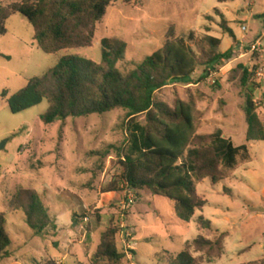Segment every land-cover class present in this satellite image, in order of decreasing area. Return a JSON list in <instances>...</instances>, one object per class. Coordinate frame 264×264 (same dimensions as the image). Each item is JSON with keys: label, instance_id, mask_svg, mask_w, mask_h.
Returning a JSON list of instances; mask_svg holds the SVG:
<instances>
[{"label": "rangeland", "instance_id": "obj_1", "mask_svg": "<svg viewBox=\"0 0 264 264\" xmlns=\"http://www.w3.org/2000/svg\"><path fill=\"white\" fill-rule=\"evenodd\" d=\"M15 1L21 0H0V6ZM216 9L224 14L234 36L223 31V18ZM208 15L212 19L207 20ZM96 27L90 47L54 54L38 46L34 26L20 13L10 16L6 33L0 34V212L6 214L12 238L10 256L0 264H45L49 259L92 264L102 234L112 226L119 229L117 245L127 256L117 263L103 259L95 264H169L167 256L180 253L197 236L217 240L222 234L228 236L221 257L209 259L205 252L192 249L193 254L211 264L263 259L264 142L250 147V158L239 160L234 176L215 184L210 178L200 181L191 176L208 204L184 222L177 217L173 200L150 189L136 191L122 184L119 192H103L123 172L121 160L130 138L126 110L46 125L41 115L49 108L47 100L14 113L2 95L4 90L9 97L24 88L29 79L42 76L65 55L79 54L100 63L105 37L127 42L125 58L117 65L126 74L164 46L170 27L177 36L208 33L222 40L223 52L233 47V57L225 65L198 68L192 83L172 82L157 91L155 99L170 106L178 99L192 102L205 117L200 133L220 130L234 144L246 143L250 88L264 105V0H115ZM257 40L261 45L251 51ZM240 64L257 68L247 84ZM260 117L264 123V113ZM136 120L145 124L146 116ZM22 188L37 190L52 217V225L42 234L11 203ZM201 216L211 221V227L199 223ZM124 228L133 234L134 250L123 245Z\"/></svg>", "mask_w": 264, "mask_h": 264}, {"label": "trees", "instance_id": "obj_2", "mask_svg": "<svg viewBox=\"0 0 264 264\" xmlns=\"http://www.w3.org/2000/svg\"><path fill=\"white\" fill-rule=\"evenodd\" d=\"M115 0H21L0 6V34L6 33V22L12 14L20 13L34 26L38 46L48 54L65 49L90 47L97 23L106 15ZM221 27L234 36L224 14ZM207 20L212 16H207ZM209 31V30H208ZM102 61L97 63L79 54L65 55L42 76L29 79L27 85L3 98L14 113L27 110L47 100L48 110L41 115L44 124L69 117H87L104 114L115 109L127 111L130 138L121 165L119 181H112L103 188L104 193L119 192L123 186L140 191L145 188L157 196L174 201L177 217L190 222L208 200L202 197L191 181L210 178L215 184L233 175L239 160L250 157V143L264 141L262 111L252 88L246 100L248 122L247 142L236 146L223 137L222 131L200 134L203 115L196 105L178 99L174 106L156 100L155 94L172 82L188 84L200 67L225 65L233 57L234 48L221 50L222 40L211 34L198 37L194 31L186 36L175 35L170 27L164 46L148 55L135 69L122 73L117 65L125 58L128 44L117 37L101 40ZM0 55H3L0 52ZM244 69L242 81L256 71V67L240 64ZM145 115L146 123L137 117ZM11 203L21 209L28 225L38 234L53 223L52 217L35 189H20ZM199 223L211 227V221L201 216ZM116 227L108 228L92 257V264L103 259L120 262L127 256L117 245ZM222 234L217 240L204 235L188 242L184 249L167 256L169 264H211L193 254L205 252L209 259L221 257L225 250ZM12 238L7 229L6 214L0 212V263L9 257ZM45 264H59L49 259ZM241 264H264L261 260Z\"/></svg>", "mask_w": 264, "mask_h": 264}, {"label": "built area", "instance_id": "obj_3", "mask_svg": "<svg viewBox=\"0 0 264 264\" xmlns=\"http://www.w3.org/2000/svg\"><path fill=\"white\" fill-rule=\"evenodd\" d=\"M243 30H247V28L245 26H243ZM260 46V44H253L252 45V48H251V51H254L257 49V47ZM258 75L262 76L263 73L262 72H258ZM134 202V199L133 197H130L129 199V203H133ZM85 220L87 221L88 218H85ZM121 237H122V242H123V245L124 247L129 250V249H133V244H134V241H133V234L132 232L129 230V228H124L123 231L121 232Z\"/></svg>", "mask_w": 264, "mask_h": 264}, {"label": "crops", "instance_id": "obj_4", "mask_svg": "<svg viewBox=\"0 0 264 264\" xmlns=\"http://www.w3.org/2000/svg\"><path fill=\"white\" fill-rule=\"evenodd\" d=\"M240 43H242V41H240ZM260 44L261 45V41H259V40H257L254 44ZM261 111H262V113H264V105L261 107ZM203 121H205V117H203V119H202V123H203ZM201 123V124H202ZM201 128V127H200ZM199 131H200V129H199ZM247 131H248V129H247ZM200 133V132H199ZM200 134H205V133H200ZM226 137V136H225ZM227 138V137H226ZM246 142H247V138H246ZM259 142H264V141H254V142H251L250 143V147L252 146V145H255V144H257V143H259ZM234 143V142H233ZM242 144H245V143H242ZM242 144H239V145H242ZM236 146H239V145H237V144H235ZM250 158V157H249ZM248 158V159H249ZM248 159H246V160H248ZM232 176H234V174L232 175ZM133 241H134V237H133ZM133 250H134V246H133Z\"/></svg>", "mask_w": 264, "mask_h": 264}, {"label": "water", "instance_id": "obj_5", "mask_svg": "<svg viewBox=\"0 0 264 264\" xmlns=\"http://www.w3.org/2000/svg\"><path fill=\"white\" fill-rule=\"evenodd\" d=\"M6 145V141L1 144V148H4Z\"/></svg>", "mask_w": 264, "mask_h": 264}]
</instances>
